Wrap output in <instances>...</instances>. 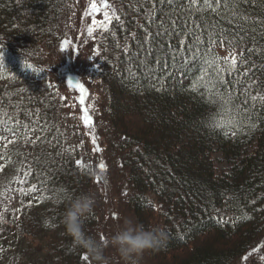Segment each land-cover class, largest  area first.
Returning <instances> with one entry per match:
<instances>
[{
  "label": "trees",
  "instance_id": "1",
  "mask_svg": "<svg viewBox=\"0 0 264 264\" xmlns=\"http://www.w3.org/2000/svg\"><path fill=\"white\" fill-rule=\"evenodd\" d=\"M64 2L0 0V198L10 190L19 197L18 215L7 222L13 235L0 223V245L20 263L98 264L62 224L94 171L81 160L82 143H65L61 97L41 64L63 35ZM118 2L113 34L99 36L117 53L98 80L108 92L110 155L132 188L129 210L146 229L168 233L167 245L149 253L157 264H242L249 255L264 264V0H229L219 12L192 14L190 24L208 21L198 29L201 54L224 68L231 60L219 49L235 53L236 67L222 72L223 86L214 89L211 70L201 81L202 71L191 66L185 75L179 63L162 70L149 57L141 64L137 45L156 0ZM216 150L233 166L230 174H217ZM96 220L94 213L85 218L86 234L93 236ZM29 237L49 239V251L30 255Z\"/></svg>",
  "mask_w": 264,
  "mask_h": 264
},
{
  "label": "rangeland",
  "instance_id": "2",
  "mask_svg": "<svg viewBox=\"0 0 264 264\" xmlns=\"http://www.w3.org/2000/svg\"><path fill=\"white\" fill-rule=\"evenodd\" d=\"M95 4L99 11H92ZM107 4V8L104 5ZM120 2L118 0H65L64 12L59 22L61 29L60 42L54 49H50L47 57H43L41 64L47 72L50 82L56 86V91L61 97V106L58 109L57 118L61 133L67 147H76L82 143V161H89L93 166L94 178L84 194L94 197L93 212L96 215V224L92 234L97 240L105 241L119 230L126 218L134 217L129 210L127 202L132 193L128 182V172L116 161V157L110 155L108 132L113 126L110 121L107 107L108 92L98 80V75L104 69V62L113 59L111 48L104 42L102 33H111L113 24L120 20ZM112 17V23L105 25L107 31L101 27L104 24V12ZM97 23H93V21ZM89 28L92 34L89 35ZM104 42V43H103ZM122 49V44L119 47ZM124 48H126L124 46ZM107 49V50H106ZM219 53L225 59L231 60L235 53L228 49H219ZM16 67V64L14 65ZM71 84L83 86L82 92ZM90 120V124L85 121ZM217 174H230L232 165L224 160L223 155L217 150L213 154ZM104 165L101 169L100 165ZM19 197L15 190H10L0 198V223H6L7 234L13 235V227L10 222L18 215ZM8 228V229H7ZM1 232V231H0ZM32 250L36 256L38 250L43 253L49 251L48 241L45 238L35 240L29 237ZM48 248V249H47ZM35 251H34V250ZM256 252V251H255ZM103 255L108 264H125L116 249L105 243ZM255 255H249L242 264H252ZM264 258V256H263ZM0 264H36V261L19 262L15 252L0 245ZM135 264H157L149 252L136 258Z\"/></svg>",
  "mask_w": 264,
  "mask_h": 264
},
{
  "label": "snow or ice",
  "instance_id": "3",
  "mask_svg": "<svg viewBox=\"0 0 264 264\" xmlns=\"http://www.w3.org/2000/svg\"><path fill=\"white\" fill-rule=\"evenodd\" d=\"M196 4L197 0H188L187 4H185L184 0H156L152 9L147 12L148 24L145 26V31L142 33V38L137 45L138 49L145 54V59L140 61V63H150L148 58L153 57L154 62L162 70H166L170 66L175 69L176 64L179 63L185 75L189 66H191L202 71L201 81L205 79L208 70H211L214 76L212 80H209V84L214 89L218 86H223L224 82L221 74L236 67V57L234 55L231 56V63L225 60L223 62L225 67L221 68L217 58H209L206 50L204 54H201L202 41L198 29L207 24L208 21L206 18L203 19L201 24H190L189 21L194 12H219L221 7L227 8L229 0H223V4L221 0H202V4L199 7H193ZM104 8H107V4L104 5ZM92 11H99L95 4L92 5ZM155 12L159 13L158 17L153 15ZM185 13L188 15L185 16ZM104 18V24L101 27L107 31L108 29L105 25L112 23V17L105 11ZM116 19L119 20V17H116ZM93 23L95 24L97 21L94 20ZM88 31L89 35H91L93 30L89 28ZM184 37H191L189 43L185 44ZM214 42L213 36L209 35L208 43L212 44ZM220 42L223 43V39ZM161 56L169 58L172 61L171 65H169V59H161ZM136 58L139 60L138 53ZM29 67L31 66L29 65ZM69 83L71 84V81ZM71 86L79 88L82 92L84 91L82 85L71 84ZM225 99L226 95L221 94V100L224 101ZM85 123L90 124L91 121L86 120ZM24 127L28 126L25 125ZM100 167L104 169L103 164Z\"/></svg>",
  "mask_w": 264,
  "mask_h": 264
},
{
  "label": "clouds",
  "instance_id": "4",
  "mask_svg": "<svg viewBox=\"0 0 264 264\" xmlns=\"http://www.w3.org/2000/svg\"><path fill=\"white\" fill-rule=\"evenodd\" d=\"M94 204V197L89 194L74 198L63 214L62 224L73 245L83 249L85 254L98 264H108L103 255L105 243L116 249L125 264H135L136 258L144 253L159 250L167 245L166 229L159 226L146 229L142 223L131 218H126L119 230L105 241L86 234L84 221L93 212Z\"/></svg>",
  "mask_w": 264,
  "mask_h": 264
}]
</instances>
